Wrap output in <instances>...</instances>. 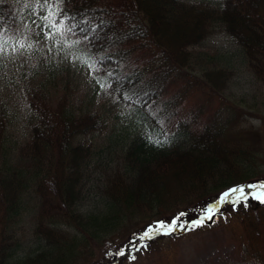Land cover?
Listing matches in <instances>:
<instances>
[{"label": "trees", "instance_id": "1", "mask_svg": "<svg viewBox=\"0 0 264 264\" xmlns=\"http://www.w3.org/2000/svg\"><path fill=\"white\" fill-rule=\"evenodd\" d=\"M57 8L74 18L66 23L78 25L67 39L80 40L84 55L112 83L117 103L147 124L157 120L149 109L170 81L180 86L181 99L207 108L223 96L232 80L229 68H209L199 76L189 72L196 48L217 27L239 46L264 92V0H62ZM21 23L15 0H0V39H15ZM3 81L0 264H116L120 257L118 264L134 263L155 241L200 231L204 224L231 235L242 264H264V202L254 196L234 204L233 195L213 207L211 219L191 223L231 188L264 182V116L255 124L228 110L220 119L216 112L203 128L180 131L175 143L151 128L147 136L122 142L109 136L107 150L99 152L94 140L107 131L109 120L82 108L85 94L76 82L55 91L23 84L27 131L18 141L16 107ZM117 84L120 92L113 90ZM177 216L184 227L139 241L147 247L125 249L127 257L115 251L148 225ZM32 240L42 244L33 248ZM98 250L104 258L96 260Z\"/></svg>", "mask_w": 264, "mask_h": 264}, {"label": "rangeland", "instance_id": "2", "mask_svg": "<svg viewBox=\"0 0 264 264\" xmlns=\"http://www.w3.org/2000/svg\"><path fill=\"white\" fill-rule=\"evenodd\" d=\"M15 2L19 5L22 14L19 34L11 40L2 38L7 40V45L5 50L0 52V75L4 79L3 86L12 96L16 107L13 127L15 140H23L26 133L24 120L27 118V111L24 90L21 87L27 82L50 85L54 91L63 88L68 84L67 82H76L81 92L85 94L82 108L100 112L109 120L107 131L96 141L94 140L95 144L96 142L99 144V152L107 150L105 147L109 146V141L104 143V140L109 136L122 142V139H128L127 136L129 138L142 134L147 136L151 128H154L152 130L155 136H160L158 132L161 130L165 135L164 140L175 143L174 140L180 131L183 133L186 128L189 131L203 128L213 121L212 116L216 112L220 119L226 117L228 110L232 117L249 120L255 124L262 121L264 92L259 89L239 46L220 27H217L214 33L196 48V60L191 63L189 72L199 76L203 70L209 68H229L233 73L232 80L223 96L216 99L215 104L210 105L212 107L207 108V105L201 104L198 100L181 99L178 96L180 86L170 81L160 99L149 109L151 114L157 116V120L153 119L147 124L141 121L138 112L134 114L131 108L118 104L110 89H101L96 82L97 78H102L99 72H91L80 60L73 58L74 55L86 57L79 44L69 48L67 44H71L72 41L68 39L65 44L53 43L45 39L44 31L33 24V21H36V24L42 25L40 17L47 15L48 5H52V11H55L59 5L58 0H47V4L45 0H15ZM24 36L28 37L26 43H31L33 47L18 48L16 41ZM57 39L60 37L57 36ZM14 47L16 50H13ZM120 142H116V148L112 146L113 149H117ZM261 183L264 182H259L257 187L252 188L259 189L260 194L264 193V189L259 187ZM203 216L205 215L198 219ZM203 227L200 231L176 237L165 236L155 241L148 253L141 254L134 263L128 264H242L235 251V240L230 239L231 235L228 232L219 225L204 224ZM26 233L27 239L31 240V233ZM128 238V234L125 235L124 244ZM29 244L36 248L35 246L42 243L32 240ZM122 246L115 251H120ZM99 251H95L96 260L104 258ZM121 261L122 259L117 261V264Z\"/></svg>", "mask_w": 264, "mask_h": 264}, {"label": "snow or ice", "instance_id": "3", "mask_svg": "<svg viewBox=\"0 0 264 264\" xmlns=\"http://www.w3.org/2000/svg\"><path fill=\"white\" fill-rule=\"evenodd\" d=\"M58 2H62V0H58ZM45 4H47V0H45ZM49 11L47 15L40 17L42 21L41 24H36V21H33V24L36 25V27L40 28L41 31H44L45 39L53 41V43L56 44H65L67 40V36L69 34H75V29L78 27V25H74L71 23H66V21L74 19L73 17H68L66 14H64V10L62 8H57L56 11H52V5H48ZM63 14V19L59 18ZM0 27H3L0 25ZM45 29L47 31H45ZM83 31V30H81ZM3 33H0V37H2ZM57 36L60 37V39H57ZM28 37L24 36L16 41V44L18 45L19 49H25V48H31L33 45L31 43H26ZM85 39L87 37L85 36ZM80 43V40H74L71 42V44H67V47L71 48L73 45H78ZM7 45V40L0 39V52H3L5 50V46ZM13 50H16L14 47ZM74 59L80 60L81 63L91 71V72H98L101 71L102 69L97 67V62L95 60H92L90 57H84L81 58L79 56H73ZM106 77H112L111 72L106 73ZM97 84L101 87V89L107 90L109 88H112L113 85L112 83L107 82L106 79L104 78H97L96 79ZM114 91L120 92V86L117 84V87L113 89ZM121 95L125 100H132L131 96L125 95L121 92ZM156 143H160L159 140L155 141ZM248 188H254L257 187L256 185H247ZM261 189H264V183H261L259 185ZM235 195V199L231 200V198ZM250 193L245 192V186H237L231 188L229 191L225 192L222 194L220 197L219 202H225V201H230L233 202L234 204H238L244 201H247ZM255 199H259L262 202H264V193H262L260 196H255L253 197ZM218 202V203H219ZM207 212V218L211 219L212 215L215 214L214 208L212 206H209L206 209ZM185 215V213H181L180 216ZM179 221V216L174 217L170 222H165V221H158L154 225L150 224L148 225L140 234H133V237L129 239L128 243L125 244L124 248H122L119 252L118 255L124 256L125 249L128 250V252L131 251H140L141 248H146L147 245L143 243H137V241L143 242L146 239H152L154 236L159 235V234H170L171 232H174L178 227H184L183 224L178 223ZM196 224H201L203 223V218L196 221ZM132 259H135L134 256L131 257Z\"/></svg>", "mask_w": 264, "mask_h": 264}]
</instances>
